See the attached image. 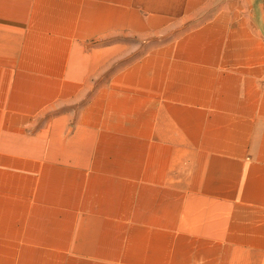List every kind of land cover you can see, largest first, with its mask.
<instances>
[{
	"label": "crops",
	"instance_id": "1",
	"mask_svg": "<svg viewBox=\"0 0 264 264\" xmlns=\"http://www.w3.org/2000/svg\"><path fill=\"white\" fill-rule=\"evenodd\" d=\"M0 264H264V0H0Z\"/></svg>",
	"mask_w": 264,
	"mask_h": 264
},
{
	"label": "rangeland",
	"instance_id": "2",
	"mask_svg": "<svg viewBox=\"0 0 264 264\" xmlns=\"http://www.w3.org/2000/svg\"><path fill=\"white\" fill-rule=\"evenodd\" d=\"M149 38L150 37H135V36L125 35V34H118L113 37L103 38L101 40V43L110 44V42L111 43L118 42L121 45L120 53H122L124 57H135L141 54L142 52H144L148 48L149 43L146 41L149 40ZM155 38H162V37L159 36ZM120 60L122 59H119L118 61ZM107 72L108 70L104 71L101 77H103V75H106Z\"/></svg>",
	"mask_w": 264,
	"mask_h": 264
}]
</instances>
